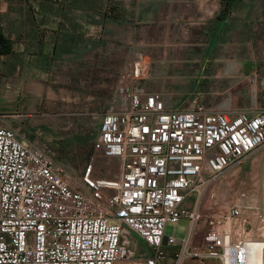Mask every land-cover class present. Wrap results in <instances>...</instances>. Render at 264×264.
<instances>
[{
    "label": "built area",
    "instance_id": "2783aa9c",
    "mask_svg": "<svg viewBox=\"0 0 264 264\" xmlns=\"http://www.w3.org/2000/svg\"><path fill=\"white\" fill-rule=\"evenodd\" d=\"M150 68L135 53L133 86L102 114L94 154L75 173L54 162L47 144L0 125V264H160L171 247L181 248L176 264L206 257L249 264L256 239L232 242L225 231L215 254L197 235L205 195L264 146V112L219 109L199 97L182 107L144 85ZM228 215L246 222L238 202ZM207 217L210 228L216 222ZM182 218L186 235H166ZM132 234L151 255L137 253Z\"/></svg>",
    "mask_w": 264,
    "mask_h": 264
},
{
    "label": "rangeland",
    "instance_id": "374dc122",
    "mask_svg": "<svg viewBox=\"0 0 264 264\" xmlns=\"http://www.w3.org/2000/svg\"><path fill=\"white\" fill-rule=\"evenodd\" d=\"M123 1L133 7L136 0ZM155 1L158 10L161 5L166 9L161 16L162 21L140 22L135 35L131 33L135 24H127L125 40L116 39L115 42L111 38L117 32L109 27L110 37L106 38L110 39V44L105 48L107 53L99 56L102 63L95 66L90 90L71 88L72 93L66 91L61 97L62 112L69 114L62 119L75 118L79 124L70 126L68 133L57 139L70 143V146H48L54 162L63 165L70 173H75L94 154L92 144L98 136L102 114L123 103L122 88L133 86L130 71L137 52L151 62L144 85L163 92L177 105L186 106L189 100L199 97L219 109L233 107L235 110L264 112V0H237L231 14L236 18L229 22L209 18L219 14L221 0ZM8 2L3 0V9ZM147 5L143 8L146 15L156 7L153 4L149 6V2ZM4 18L1 13L0 28ZM235 34L239 44L231 47L229 35L234 37ZM134 40L136 46L133 45ZM122 50L130 62L126 68L123 65L127 60L120 54ZM236 59L241 62L240 69ZM225 60L234 62L232 74L219 71ZM26 137L37 144L53 140L50 139L53 136L47 135L27 134ZM236 202L242 207L243 219L246 220L244 225L228 215ZM201 210L206 215L200 221L204 225L197 240L203 241L210 253H222L225 231L230 232L232 242L244 237L264 240V146L242 165L229 170L221 184L211 188L202 201ZM207 214L213 215L216 222L210 228H207ZM187 226L188 220L182 218L178 225L168 223L165 233L183 238ZM132 236L135 235L129 237ZM140 242L137 253L151 255L149 246L142 240ZM180 249L166 248L165 258L160 264H176V253ZM118 264H134V261L123 260ZM183 264L222 262L219 257H206L189 258Z\"/></svg>",
    "mask_w": 264,
    "mask_h": 264
},
{
    "label": "crops",
    "instance_id": "0c3cea01",
    "mask_svg": "<svg viewBox=\"0 0 264 264\" xmlns=\"http://www.w3.org/2000/svg\"><path fill=\"white\" fill-rule=\"evenodd\" d=\"M147 2L156 6L148 15L143 10ZM133 4L130 7L123 0H9L2 8L5 18L0 28V125L16 129L27 143L31 142L27 134L47 135L53 140L42 144L70 146L57 139L79 122L62 119L69 114L62 112L61 97L66 91L72 93L71 88L90 90L95 66L102 63L99 56L107 53L110 44L106 38L110 37L109 27L117 32L113 42L125 40L127 24H135L131 32L135 35L140 22L161 20L166 10L163 5L158 10L155 0ZM115 8L119 13L116 19L110 15ZM234 18L230 15L226 22ZM229 38L231 47L239 44L236 34ZM120 54L127 60L126 52ZM238 64L240 69L241 62ZM219 71L232 74L234 62L225 60ZM262 84L264 88V75ZM129 239L139 250L142 239L137 235Z\"/></svg>",
    "mask_w": 264,
    "mask_h": 264
},
{
    "label": "trees",
    "instance_id": "16d2710c",
    "mask_svg": "<svg viewBox=\"0 0 264 264\" xmlns=\"http://www.w3.org/2000/svg\"><path fill=\"white\" fill-rule=\"evenodd\" d=\"M236 1L237 0H223L221 10L216 18L219 21H226L232 14ZM118 14V8L113 9L110 13L111 17L115 19L119 17Z\"/></svg>",
    "mask_w": 264,
    "mask_h": 264
},
{
    "label": "bare ground",
    "instance_id": "6f19581e",
    "mask_svg": "<svg viewBox=\"0 0 264 264\" xmlns=\"http://www.w3.org/2000/svg\"><path fill=\"white\" fill-rule=\"evenodd\" d=\"M249 264H264V240H253Z\"/></svg>",
    "mask_w": 264,
    "mask_h": 264
},
{
    "label": "flooded vegetation",
    "instance_id": "af4514ba",
    "mask_svg": "<svg viewBox=\"0 0 264 264\" xmlns=\"http://www.w3.org/2000/svg\"><path fill=\"white\" fill-rule=\"evenodd\" d=\"M222 2H223V0H221V7H222Z\"/></svg>",
    "mask_w": 264,
    "mask_h": 264
}]
</instances>
